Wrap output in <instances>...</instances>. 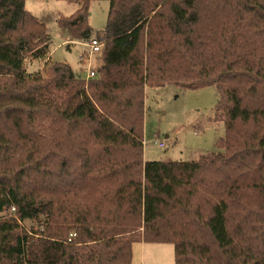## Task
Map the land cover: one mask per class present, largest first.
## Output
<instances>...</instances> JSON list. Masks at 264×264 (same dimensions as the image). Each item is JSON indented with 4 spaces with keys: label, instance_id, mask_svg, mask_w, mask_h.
<instances>
[{
    "label": "trees",
    "instance_id": "16d2710c",
    "mask_svg": "<svg viewBox=\"0 0 264 264\" xmlns=\"http://www.w3.org/2000/svg\"><path fill=\"white\" fill-rule=\"evenodd\" d=\"M70 1L60 27L102 42L87 79L60 62L27 72L25 61L48 59L49 34L23 0H0V264H130L136 241L171 243L174 264H264V0H213L261 37L251 48L199 31L206 0H108L94 35L89 0ZM166 83L215 86L221 150L142 158L143 89ZM249 122L251 133L237 127ZM212 169L222 198L198 192ZM246 188L260 196L255 242L230 226L232 208L251 213L233 207Z\"/></svg>",
    "mask_w": 264,
    "mask_h": 264
},
{
    "label": "rangeland",
    "instance_id": "374dc122",
    "mask_svg": "<svg viewBox=\"0 0 264 264\" xmlns=\"http://www.w3.org/2000/svg\"><path fill=\"white\" fill-rule=\"evenodd\" d=\"M23 7L44 22L50 39L48 59L45 61H25L27 72L43 68L44 64L49 61L67 64L76 75L85 79L89 78L88 70L90 69L95 71V75H97V70L102 64L100 52L94 51L88 55V41L68 35L58 23V17H68L74 13L78 7L77 2L70 0H23ZM203 7L199 31L204 36L210 37L209 39L218 33H222L223 38L234 36L237 40V38L243 37L244 43L250 48L257 45L254 41L262 42V40H258L261 37L258 36L257 38L256 36L254 38L248 35L243 27V21L234 20L238 16H232L230 15L231 12H227L228 6L225 8L223 4L206 0ZM108 9V0H89L88 25L93 35L104 29ZM259 26L262 25L259 24ZM261 53L264 54V49ZM81 55H83L82 60ZM143 97L144 117L140 125V141L143 146L142 158L144 160L190 161L198 159L201 154L221 150V142L225 135L224 123L221 120L210 119L218 99L215 86L185 87L173 83L158 86L147 85L143 89ZM250 100L252 101L251 98ZM237 127L242 129L241 132L245 134L251 133L255 129V123H238ZM45 131L49 133L51 129L48 127ZM69 138L71 139V136ZM64 139L66 140V138ZM160 141L164 143L163 147H158L157 143ZM243 170L242 168L241 171ZM212 171L213 169L202 176V178L205 176L206 178L198 186V192L203 196L216 194L217 198H222L227 194L225 189L221 187L222 174L214 175ZM229 172L231 174L230 180L233 176L241 179L237 175L238 168L233 167ZM250 172L251 174L244 175V177L257 176L254 169ZM246 191L248 194L240 193L237 204L233 207L240 209L239 203L247 201L251 213L248 216L242 215L232 208L230 226L235 228L240 225L243 234L248 237V241L255 242L256 237L262 232L260 227L262 220L256 216V213L260 212L258 207L261 203L260 196L257 190L246 188ZM243 196L247 199L242 198ZM174 262V247L171 243L136 241L132 244L130 264H174Z\"/></svg>",
    "mask_w": 264,
    "mask_h": 264
},
{
    "label": "built area",
    "instance_id": "2783aa9c",
    "mask_svg": "<svg viewBox=\"0 0 264 264\" xmlns=\"http://www.w3.org/2000/svg\"><path fill=\"white\" fill-rule=\"evenodd\" d=\"M88 46H89V51H88V55H90L92 52H97L101 49L102 47V42H100L99 40L95 39V38H92L90 39L88 42ZM84 55V54H83ZM83 55H81V60L83 59ZM94 71L93 70H88V77H92L94 76ZM158 147H163L164 146V143L162 141L158 142Z\"/></svg>",
    "mask_w": 264,
    "mask_h": 264
},
{
    "label": "crops",
    "instance_id": "0c3cea01",
    "mask_svg": "<svg viewBox=\"0 0 264 264\" xmlns=\"http://www.w3.org/2000/svg\"><path fill=\"white\" fill-rule=\"evenodd\" d=\"M141 242H143V241H141Z\"/></svg>",
    "mask_w": 264,
    "mask_h": 264
}]
</instances>
